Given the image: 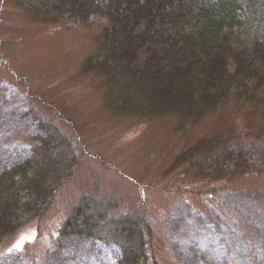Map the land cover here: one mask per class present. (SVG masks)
I'll return each instance as SVG.
<instances>
[{
  "label": "rangeland",
  "instance_id": "374dc122",
  "mask_svg": "<svg viewBox=\"0 0 264 264\" xmlns=\"http://www.w3.org/2000/svg\"><path fill=\"white\" fill-rule=\"evenodd\" d=\"M254 23L264 31V22ZM104 24L99 18L39 23L0 0V171L32 149L44 131L40 120L70 139L76 133L84 151L46 212L0 241V264H116L114 246L102 241L56 246L84 194L115 201L110 213L144 217L157 264H264L263 148L246 130L248 108L225 109L193 127L169 116L142 123L107 115L98 80L79 73ZM222 130L235 133L232 148H246L248 173L202 189L190 185L188 163L169 169L193 143Z\"/></svg>",
  "mask_w": 264,
  "mask_h": 264
},
{
  "label": "trees",
  "instance_id": "16d2710c",
  "mask_svg": "<svg viewBox=\"0 0 264 264\" xmlns=\"http://www.w3.org/2000/svg\"><path fill=\"white\" fill-rule=\"evenodd\" d=\"M10 1L39 23L105 21L79 73L98 80L107 115L142 123L169 116L193 127L225 109L247 107L246 130L262 146L264 162V31L254 23L264 22V0ZM38 126L43 134L33 138L28 154L0 171V241L46 212L83 156L76 133L70 139L57 124L40 120ZM232 131L193 143L169 169L188 163L190 185L202 189L248 173L247 150L232 148ZM95 195L84 194L72 207L56 246L102 241L114 246L116 264H157L144 217L110 213L116 202Z\"/></svg>",
  "mask_w": 264,
  "mask_h": 264
}]
</instances>
